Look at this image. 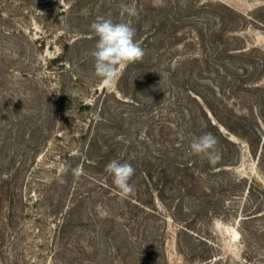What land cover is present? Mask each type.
I'll return each mask as SVG.
<instances>
[{
	"label": "rangeland",
	"instance_id": "obj_1",
	"mask_svg": "<svg viewBox=\"0 0 264 264\" xmlns=\"http://www.w3.org/2000/svg\"><path fill=\"white\" fill-rule=\"evenodd\" d=\"M97 16L145 52L111 87ZM213 263L264 264V0H0V264Z\"/></svg>",
	"mask_w": 264,
	"mask_h": 264
},
{
	"label": "clouds",
	"instance_id": "obj_2",
	"mask_svg": "<svg viewBox=\"0 0 264 264\" xmlns=\"http://www.w3.org/2000/svg\"><path fill=\"white\" fill-rule=\"evenodd\" d=\"M119 14L121 17L125 15L135 17L138 11L134 3H121ZM90 29L98 37L91 52L94 58V74L100 78L104 86L111 87L121 77L122 70L129 64L141 61L145 52L135 39V28L128 22H114L111 18L97 16ZM217 145V138L206 132L192 139L190 149L192 154L205 158L211 165H215L221 159ZM69 170L77 178L83 174L80 166L75 168H71L70 165L62 166L63 173L67 174ZM105 170L111 175L113 184L122 198L135 193V185L130 183L135 169L130 163L113 159L106 165Z\"/></svg>",
	"mask_w": 264,
	"mask_h": 264
},
{
	"label": "trees",
	"instance_id": "obj_3",
	"mask_svg": "<svg viewBox=\"0 0 264 264\" xmlns=\"http://www.w3.org/2000/svg\"><path fill=\"white\" fill-rule=\"evenodd\" d=\"M89 164H91V159L87 160V165H89ZM181 165L182 166H180V167H182L183 170H186L187 172L191 170V166H189V163L186 162V163H182ZM164 174H165V172H164ZM145 175L147 178H149V175H147V173H145ZM166 180H167V182L169 181V175L168 174L166 175ZM75 206H73L71 208V210L74 209ZM209 262H213V260H210ZM213 264H215V263H213Z\"/></svg>",
	"mask_w": 264,
	"mask_h": 264
}]
</instances>
